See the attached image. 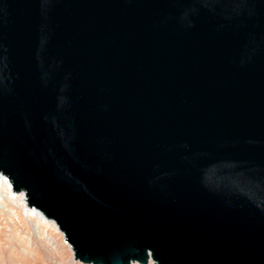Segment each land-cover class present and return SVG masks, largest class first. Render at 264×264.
Listing matches in <instances>:
<instances>
[{
  "label": "water",
  "instance_id": "95a60500",
  "mask_svg": "<svg viewBox=\"0 0 264 264\" xmlns=\"http://www.w3.org/2000/svg\"><path fill=\"white\" fill-rule=\"evenodd\" d=\"M0 175L80 264H264V0H0Z\"/></svg>",
  "mask_w": 264,
  "mask_h": 264
},
{
  "label": "rangeland",
  "instance_id": "374dc122",
  "mask_svg": "<svg viewBox=\"0 0 264 264\" xmlns=\"http://www.w3.org/2000/svg\"><path fill=\"white\" fill-rule=\"evenodd\" d=\"M0 199V207L4 208L0 211V264L69 262L72 252L59 231L50 225L39 224V233H33L14 198L9 201Z\"/></svg>",
  "mask_w": 264,
  "mask_h": 264
},
{
  "label": "bare ground",
  "instance_id": "6f19581e",
  "mask_svg": "<svg viewBox=\"0 0 264 264\" xmlns=\"http://www.w3.org/2000/svg\"><path fill=\"white\" fill-rule=\"evenodd\" d=\"M2 197L3 200H10L11 198H14V200L17 202L19 209L23 211L25 217L27 218L28 223L31 226V230L33 233L38 234V225L39 224H47L52 227H54L55 230L59 231L57 226L50 220H47L39 211L29 208L26 205V199L23 193H14L13 190L11 189V186L8 182V180L0 175V198ZM1 200V199H0ZM4 206V204H3ZM3 207H0V211H3ZM60 232V231H59ZM61 233V232H60ZM62 234V233H61ZM69 250L72 252L71 248L69 245H67ZM73 255V253H71ZM71 255L69 262L66 264H73V263H78L75 262L73 259V256ZM148 264H152L151 261L148 262Z\"/></svg>",
  "mask_w": 264,
  "mask_h": 264
}]
</instances>
